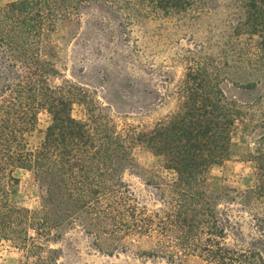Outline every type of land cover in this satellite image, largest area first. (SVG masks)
Returning a JSON list of instances; mask_svg holds the SVG:
<instances>
[{
	"label": "trees",
	"instance_id": "1",
	"mask_svg": "<svg viewBox=\"0 0 264 264\" xmlns=\"http://www.w3.org/2000/svg\"><path fill=\"white\" fill-rule=\"evenodd\" d=\"M91 0H13L0 6V241L22 251L25 264H58L53 247L80 229L94 249L114 256L135 247L139 257L184 264H264L255 251L224 244L220 199L243 207L260 205L264 224V124L248 160L255 165L251 187L243 192L210 191L206 172L229 157L230 135L242 117L228 99L212 59L188 57L175 94V110L148 132L117 131L113 123L71 116L75 85H54L58 73L54 24L75 18ZM120 25L187 13L192 0H92ZM246 32L257 37L264 58V0H246ZM250 85L247 84L246 87ZM49 117L42 140L28 149L26 134L37 116ZM143 145L174 175L161 187L160 207L139 206L123 182L134 145ZM16 170L29 172L41 191L39 206L13 205L9 190ZM149 243L148 248H141Z\"/></svg>",
	"mask_w": 264,
	"mask_h": 264
},
{
	"label": "rangeland",
	"instance_id": "2",
	"mask_svg": "<svg viewBox=\"0 0 264 264\" xmlns=\"http://www.w3.org/2000/svg\"><path fill=\"white\" fill-rule=\"evenodd\" d=\"M13 0H0V6ZM246 0H192L187 13L120 25L109 11L88 1L75 18L55 22L50 41L55 46L57 75L54 85L64 82L78 88L71 107L76 120L113 123L117 131L148 132L171 114L177 104L176 88L183 78L188 57L212 59L223 77L221 88L228 99L240 105L242 117L230 135L229 157L206 172L210 191L243 192L252 186L255 165L248 160L264 124V58L257 37L246 32ZM249 84V87L246 85ZM34 130L26 134L28 149L42 140L49 117L40 112ZM132 165L122 179L139 206L160 207L161 187L174 175L162 168L159 157L143 145L131 151ZM16 185L9 190L10 202L29 210L39 206L41 191L32 175L16 170ZM224 244L258 252L264 259V224L260 205L243 207L220 199ZM58 264H176L162 258L139 257L135 247L108 256L97 252L91 238L80 229L67 232L53 245ZM141 248H148L143 243ZM0 264H25L22 251L0 241ZM184 264H203L190 259Z\"/></svg>",
	"mask_w": 264,
	"mask_h": 264
}]
</instances>
